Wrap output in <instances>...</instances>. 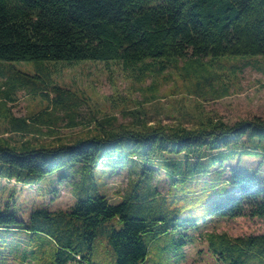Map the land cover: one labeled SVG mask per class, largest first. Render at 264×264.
Masks as SVG:
<instances>
[{"label":"trees","instance_id":"16d2710c","mask_svg":"<svg viewBox=\"0 0 264 264\" xmlns=\"http://www.w3.org/2000/svg\"><path fill=\"white\" fill-rule=\"evenodd\" d=\"M244 54L264 56V0H0V61H114L144 82L168 68L180 69L181 59L186 68L191 59ZM51 89L54 112L61 109L70 126L81 125L76 93L53 84ZM152 90L155 98L158 88ZM226 92L215 91V97ZM124 111L132 114V125H116V115L94 118L87 132L70 141L50 128L48 134L58 138L51 144L26 138L34 128L24 117L5 115L10 120L5 133L24 139L12 143L0 136V178L32 184L57 170L61 182L71 178L75 200L69 209H35L23 222L25 230L55 244L54 264H156L150 239L175 228L181 217L162 201L152 170L167 171L173 180L209 182L235 153H264L260 116L233 124L210 117L186 127L147 121L138 109ZM52 114L43 111L37 120L53 125ZM118 169L127 171L128 181L113 203L102 185L104 175ZM215 191L210 216L264 217V181L256 175L233 168ZM10 219L22 222L9 214L1 215L0 224ZM204 238L220 264H264V233L208 231Z\"/></svg>","mask_w":264,"mask_h":264},{"label":"rangeland","instance_id":"374dc122","mask_svg":"<svg viewBox=\"0 0 264 264\" xmlns=\"http://www.w3.org/2000/svg\"><path fill=\"white\" fill-rule=\"evenodd\" d=\"M184 63L186 61L181 59L180 69L168 68L161 75L138 82L130 71L123 70L122 65L114 61H0V136L8 137L12 143L24 139L21 133H5L10 127L5 115L24 117L34 128L26 138L46 144L55 142L57 136L65 141L73 140L94 125V118L116 115V125H132V114L124 111L132 109H138L147 121L186 127H195L210 117L221 118L228 124L255 116L264 119V56L244 54L191 59L187 67L182 68ZM52 84L67 88L80 98L81 125L70 126L66 112L61 109L54 112ZM153 87L158 88L155 98L152 97ZM225 89V95L215 97V91L219 94ZM44 90L49 93V99L43 94ZM112 98L116 101H111ZM43 111L53 113V125L37 120ZM50 128L56 130L57 136L48 134ZM223 165L225 173L214 170L209 182L180 176L173 180L167 171L152 170L162 201L181 217L175 228L150 239V255L156 264H220L207 248L206 232H227L234 236L264 233V217L224 218L208 214L218 198L215 187L227 183L233 168L264 181V153H235ZM61 171L42 175L32 184L0 178V218L12 214L22 221L10 219L9 223L0 224V264H54L55 244L41 232L25 230L23 222L31 220L35 209L60 210L72 206L75 198L71 178L61 182ZM127 181L125 170L106 173L102 190L116 203L121 200ZM177 195L182 197L173 198ZM157 246L165 253L154 249ZM101 248L104 251L102 262L107 263L108 246L104 242ZM148 264L154 262L150 260Z\"/></svg>","mask_w":264,"mask_h":264}]
</instances>
